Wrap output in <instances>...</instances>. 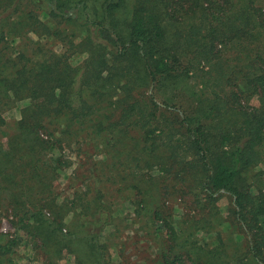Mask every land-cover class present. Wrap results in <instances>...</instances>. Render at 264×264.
Wrapping results in <instances>:
<instances>
[{
	"label": "trees",
	"instance_id": "obj_1",
	"mask_svg": "<svg viewBox=\"0 0 264 264\" xmlns=\"http://www.w3.org/2000/svg\"><path fill=\"white\" fill-rule=\"evenodd\" d=\"M30 32L46 42L13 45ZM65 39L68 51L51 46ZM192 72L207 94L188 90ZM140 83L147 98L134 94ZM18 101L0 140V205L14 219L0 264L19 234L40 240L43 264H109L100 232L120 218L99 186L109 179L155 225L159 264H264V0H0V129ZM81 136L105 154L96 189L57 205L64 149ZM195 186L196 220L230 228L212 243L176 231L165 204Z\"/></svg>",
	"mask_w": 264,
	"mask_h": 264
},
{
	"label": "rangeland",
	"instance_id": "obj_2",
	"mask_svg": "<svg viewBox=\"0 0 264 264\" xmlns=\"http://www.w3.org/2000/svg\"><path fill=\"white\" fill-rule=\"evenodd\" d=\"M127 1L130 3L133 0ZM39 15L42 19L45 17L42 12H40ZM71 26L70 28L75 29L73 25ZM28 36H25V38L16 37L12 42L13 45L19 47L24 40L30 43L33 42L31 40L37 39L42 43L46 42L43 36L38 37L32 32H30ZM51 46L57 51H68L71 48L67 40L63 43H59V41L51 43ZM84 56H86V52L83 51L78 55H74L71 61L72 63H77ZM191 75L192 77L189 79L188 90H201L202 93L207 94L208 89L200 86V76H196L194 72H192ZM150 91V87L141 88V83L136 84L134 88V94L140 98H147V94L150 93ZM21 103H23V101H18L12 108L3 111L6 122L0 129V140L5 138V133L8 134L12 130V125L19 117V105H21ZM177 103H179V101ZM57 153L58 152H55L54 155ZM64 153L71 162L64 170L59 172L58 177L54 180L53 189L56 193L57 205L67 203L65 206H68V202L76 196L75 191L82 192L86 188L87 183L90 184L91 193H94L97 186L96 178L94 177L97 175L95 168L98 166L95 162L100 157H105V154L93 152L91 142L88 143L83 136L79 137L78 140L72 141L71 145L64 149ZM259 167H263L262 163L257 165V168ZM153 172L155 174L158 173L156 170H153ZM119 178L120 177L117 178L118 181ZM99 186L101 190L105 192L103 199L110 201L114 215L120 217L117 218L116 225L115 223L106 224L100 232L104 241L108 243V252L110 254L109 264H159L158 255L161 249L157 239L159 232H154L155 225L152 222L144 224V219L146 217L141 214L136 215L135 205L130 199L124 198V195L129 192V189L123 191V193L118 191L119 184L112 183L110 179L104 181ZM122 187L124 186H121V188ZM176 189L177 191L172 190V194L167 196L165 202L172 213L173 219L180 220L179 224L176 223L175 220L173 221L176 231L185 227L186 233H192L190 239H196L198 243L206 241L212 243L216 241L217 229L222 231V235H228L227 231H229L230 228L226 222H222V224H217V221H210V223H208L207 220L199 222L196 220L199 216L197 210L191 208L194 207L195 204L193 203V206L188 205L191 206L190 208L186 205L194 198V193L197 190L196 186L193 192H185L184 195L181 194L178 188ZM218 203L219 211L222 212L223 216L231 215V202L227 193H224V195L219 198ZM77 209H79V206H77ZM72 215L73 210H66L64 212L62 217L63 231L68 229ZM183 217L188 218L184 222H181ZM13 220L8 207L0 205V239L4 238V233H10V235H12L14 231ZM195 220L197 223H195ZM196 224L198 225L195 227L194 225ZM202 224H205V226L202 227ZM117 228L119 230H117ZM207 229L211 231H206ZM234 235V237L237 238L242 237L239 234ZM182 236L183 235L179 238L181 239ZM17 238L19 239L18 244L14 247L12 253H10V259L7 264H43L44 254L42 248L38 246L40 240L32 239L25 234H19Z\"/></svg>",
	"mask_w": 264,
	"mask_h": 264
}]
</instances>
